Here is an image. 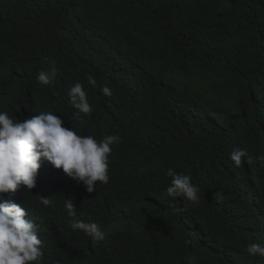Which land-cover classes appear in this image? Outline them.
Wrapping results in <instances>:
<instances>
[{
	"label": "trees",
	"instance_id": "16d2710c",
	"mask_svg": "<svg viewBox=\"0 0 264 264\" xmlns=\"http://www.w3.org/2000/svg\"><path fill=\"white\" fill-rule=\"evenodd\" d=\"M53 64L55 82L40 84ZM76 82L90 116L70 102ZM0 111H51L82 136L121 138L96 191L44 160L36 187L15 192L42 264H264L246 251L264 245V0H0ZM237 149L251 162L237 167ZM169 170L202 196L188 216L166 193ZM68 200L103 240L71 228Z\"/></svg>",
	"mask_w": 264,
	"mask_h": 264
},
{
	"label": "clouds",
	"instance_id": "9594fccd",
	"mask_svg": "<svg viewBox=\"0 0 264 264\" xmlns=\"http://www.w3.org/2000/svg\"><path fill=\"white\" fill-rule=\"evenodd\" d=\"M56 77L57 69L53 64L50 71L41 70L38 73L37 81L50 85ZM87 81L92 87H97L92 75L87 76ZM101 91L106 96L112 95V89L107 85ZM68 96L78 114L87 117L93 113L81 82L70 88ZM120 142L118 135H107L99 141L91 135L82 136L76 130L65 127L61 117L51 111L39 112L23 121L14 120L6 111H0V264H42L44 252L39 226L15 194L22 185L27 191L36 187L42 161L50 162L55 169H62L69 178L77 184L82 183L87 192L92 193L96 191L97 182L109 183L110 156L113 147ZM258 159L264 163V155ZM230 160L239 167L242 162L250 163L252 157L246 149H237L230 154ZM167 174L172 177L166 189L167 195L184 198L178 202L176 215L188 216L202 196L191 182L190 175L172 170ZM24 192L18 191V194ZM8 193L14 194L13 202L3 200V195ZM24 195H20L21 198ZM40 203L47 207L51 201L41 196ZM65 207L72 218L70 226L73 230L83 232L92 241L104 239V232L98 223L77 218L71 200L66 201ZM246 251L250 256L264 257V245L259 243H250Z\"/></svg>",
	"mask_w": 264,
	"mask_h": 264
}]
</instances>
